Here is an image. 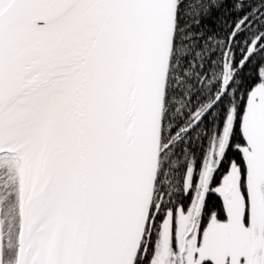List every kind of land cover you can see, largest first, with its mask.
<instances>
[{"label": "snow or ice", "instance_id": "snow-or-ice-1", "mask_svg": "<svg viewBox=\"0 0 264 264\" xmlns=\"http://www.w3.org/2000/svg\"><path fill=\"white\" fill-rule=\"evenodd\" d=\"M0 264H264V0H0Z\"/></svg>", "mask_w": 264, "mask_h": 264}]
</instances>
